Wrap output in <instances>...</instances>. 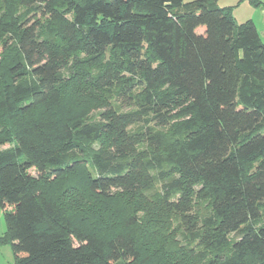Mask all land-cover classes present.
<instances>
[{
    "label": "trees",
    "instance_id": "trees-1",
    "mask_svg": "<svg viewBox=\"0 0 264 264\" xmlns=\"http://www.w3.org/2000/svg\"><path fill=\"white\" fill-rule=\"evenodd\" d=\"M219 1L0 0L15 264H264V41Z\"/></svg>",
    "mask_w": 264,
    "mask_h": 264
},
{
    "label": "rangeland",
    "instance_id": "rangeland-1",
    "mask_svg": "<svg viewBox=\"0 0 264 264\" xmlns=\"http://www.w3.org/2000/svg\"><path fill=\"white\" fill-rule=\"evenodd\" d=\"M196 0H184V3H191ZM260 2V1H259ZM261 3V2H260ZM219 7H234L233 16L238 24L246 21H253L259 34L264 41V9L255 6L250 0H220ZM9 146H5L7 148ZM33 176H37L36 170H31ZM7 223L4 210L0 209V237L6 232ZM0 264H15L14 255L10 245H0Z\"/></svg>",
    "mask_w": 264,
    "mask_h": 264
},
{
    "label": "crops",
    "instance_id": "crops-1",
    "mask_svg": "<svg viewBox=\"0 0 264 264\" xmlns=\"http://www.w3.org/2000/svg\"><path fill=\"white\" fill-rule=\"evenodd\" d=\"M259 1L261 2V7L264 9V0H259Z\"/></svg>",
    "mask_w": 264,
    "mask_h": 264
}]
</instances>
